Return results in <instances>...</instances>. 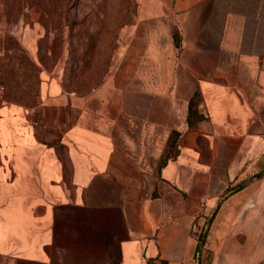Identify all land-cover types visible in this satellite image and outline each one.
<instances>
[{"label": "crops", "instance_id": "0c3cea01", "mask_svg": "<svg viewBox=\"0 0 264 264\" xmlns=\"http://www.w3.org/2000/svg\"><path fill=\"white\" fill-rule=\"evenodd\" d=\"M113 56L32 107L0 84V264L48 262L60 205L116 227L102 263L264 264V0H136Z\"/></svg>", "mask_w": 264, "mask_h": 264}, {"label": "rangeland", "instance_id": "374dc122", "mask_svg": "<svg viewBox=\"0 0 264 264\" xmlns=\"http://www.w3.org/2000/svg\"><path fill=\"white\" fill-rule=\"evenodd\" d=\"M49 5L54 13L44 12L39 0H0L1 70L9 69L11 65L6 55L10 59L16 58L15 65L21 61V71L25 75L20 73L13 82L25 87H13L12 95L19 100L14 102L24 106L37 104L43 70L53 74L60 70V80L69 91L78 87L87 89L102 79L113 63L121 27L133 21L136 0H53ZM28 31L36 37L35 55L28 51L22 41L24 33ZM28 58L38 66L30 74H27ZM86 209L80 210L85 230L80 243L59 237L48 262L21 263L119 264L116 248L111 250L115 262L98 261L100 246L106 242L115 245V240L105 241L102 238L114 239L117 233L96 229L116 227L106 225L104 219L93 221Z\"/></svg>", "mask_w": 264, "mask_h": 264}, {"label": "trees", "instance_id": "16d2710c", "mask_svg": "<svg viewBox=\"0 0 264 264\" xmlns=\"http://www.w3.org/2000/svg\"><path fill=\"white\" fill-rule=\"evenodd\" d=\"M52 1L53 0H39L44 12L54 13L53 7L49 5ZM6 59L11 61V65L9 69L1 70L3 63L0 62V70H1L0 71V84L2 85V96L4 100L6 101H10V102L19 101L17 98H15L12 95L13 87H20L21 89L22 87H25V85L21 83L16 84L13 81H14V78H18L20 76V73H23V76L25 75V73L21 71L22 70L21 68H23V66L21 65L20 60L16 62L17 65H15L14 63L16 59L15 57L10 59V56L6 55ZM28 63H29V68L27 69V72H28L27 74H30V72H33L36 68H38V66H37V63H35L34 61L30 59L28 60ZM34 105H36V103L33 105H29L27 107H32ZM172 143H173V137L170 138V147L168 144V147L165 149V153H164L165 156L171 150ZM165 156L164 158L162 157V160H160V164L163 163ZM81 209L82 207L70 206V205H60L56 208L55 217H54V243L59 241V237H62L65 241H75L76 243H80L84 239L85 230L83 228V222H82L83 216L80 214ZM98 229L99 228H97L96 230L99 231L100 229L99 230ZM102 239H105V237H103ZM57 244L58 243H56V245ZM53 249H54V246L52 248V252H53ZM25 261L34 262V260H27V259L20 258L18 259L17 264H24L21 262H25ZM43 264H62V263H57L56 261H52V262L43 263ZM148 264H154V263L150 262ZM163 264H166V263H163Z\"/></svg>", "mask_w": 264, "mask_h": 264}]
</instances>
